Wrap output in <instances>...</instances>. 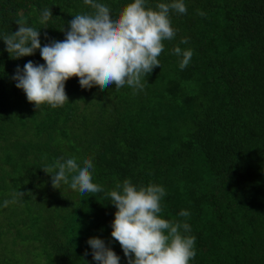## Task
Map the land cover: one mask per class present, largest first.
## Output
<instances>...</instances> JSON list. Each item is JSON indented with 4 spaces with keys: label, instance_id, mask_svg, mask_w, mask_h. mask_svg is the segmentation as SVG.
I'll list each match as a JSON object with an SVG mask.
<instances>
[{
    "label": "trees",
    "instance_id": "trees-1",
    "mask_svg": "<svg viewBox=\"0 0 264 264\" xmlns=\"http://www.w3.org/2000/svg\"><path fill=\"white\" fill-rule=\"evenodd\" d=\"M102 2L116 15L130 0ZM184 2L143 89L82 88L72 77L68 102L55 109H37L12 79L17 66L44 63L39 50L12 59L0 40V203L22 193L0 207V264H97L90 237L127 264L106 195L125 179L166 189L162 218L186 221L196 237L190 264H264V0ZM44 8L52 16L41 23ZM86 11L84 0H0V34L23 19L43 46ZM177 45L193 52L183 70ZM68 156L92 158L104 191L53 188L49 174Z\"/></svg>",
    "mask_w": 264,
    "mask_h": 264
},
{
    "label": "clouds",
    "instance_id": "clouds-1",
    "mask_svg": "<svg viewBox=\"0 0 264 264\" xmlns=\"http://www.w3.org/2000/svg\"><path fill=\"white\" fill-rule=\"evenodd\" d=\"M84 4L91 11L72 16L63 40H50L41 46L40 29L23 19L15 21L17 31L0 34L12 59L32 56L39 50L43 64L29 60L22 69L17 66L12 76L15 87L37 109L41 105L55 109L68 102L65 83L72 77L78 78L82 88L93 84L104 88L114 83L115 88L143 89L146 76L160 66L163 41L176 35L170 13L187 12L184 0H157L154 8L148 6L149 0H130L116 15L102 0H84ZM51 16L49 8L42 9L40 22L45 23ZM180 43L186 44L187 39ZM172 53L180 58V70L188 66L193 55L191 49L179 45ZM93 170L92 158L84 156L78 161L68 156L56 161L51 174L44 171L55 189L68 185L81 194L100 193L104 189L93 182ZM19 195L22 193H13L12 199H5L0 207L14 203ZM106 195L116 209L110 235L119 242L127 264H190L195 258L196 237L189 234V223L161 216V201L166 195L162 185L137 186L125 179ZM178 215L188 217L190 213L182 209ZM86 243L97 264H120V256L103 239L90 237Z\"/></svg>",
    "mask_w": 264,
    "mask_h": 264
}]
</instances>
